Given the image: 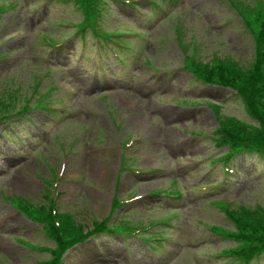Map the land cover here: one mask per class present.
Segmentation results:
<instances>
[{
	"label": "rangeland",
	"instance_id": "obj_1",
	"mask_svg": "<svg viewBox=\"0 0 264 264\" xmlns=\"http://www.w3.org/2000/svg\"><path fill=\"white\" fill-rule=\"evenodd\" d=\"M11 1L14 9L0 12V108L63 95L64 103L54 107L71 117L54 126L46 124L42 112L31 113L32 124L22 120L23 132L15 129L24 144L9 129L6 134L14 140L0 133V264H55L60 242L53 236L62 238L60 231L68 246L57 264H229L225 261L232 257L213 254L249 248L256 227L247 213L257 207L264 211V157H238L234 180L218 191L221 199L207 196L206 202L204 190L193 193L190 187L215 186L220 172L211 177L212 161L240 141L242 131L258 129L259 116L264 119L255 85L256 75L263 78L257 70L264 68V45L257 50L255 38H264V0H230L254 35L226 0H179L146 29L150 67L137 65L117 76L111 74L113 55L102 60L104 74L83 60L84 40L66 39L64 51L80 55L65 62L68 71L57 70L55 81H41L45 53L53 51L41 37L63 33L72 26L56 21L77 20L80 12L63 0ZM135 11L140 18L151 9L148 2L131 8L113 1L100 14V24L132 26ZM94 43L88 35L85 45ZM184 59L233 78L252 109L240 96L192 79L181 67ZM35 141L39 145L31 147ZM174 178L177 183L170 182ZM179 188L181 200L162 197ZM173 202L179 212L168 211ZM45 216L53 221L46 230L36 220ZM104 220L107 227L146 228V235L154 232L166 241L149 251L139 239L125 242L103 231L79 242L77 233L94 231Z\"/></svg>",
	"mask_w": 264,
	"mask_h": 264
},
{
	"label": "trees",
	"instance_id": "obj_2",
	"mask_svg": "<svg viewBox=\"0 0 264 264\" xmlns=\"http://www.w3.org/2000/svg\"><path fill=\"white\" fill-rule=\"evenodd\" d=\"M72 2L77 6L78 9H80V11L82 10L84 13V17L81 21L79 22H73L72 26L76 27L73 32L78 33V35L80 36H84L86 31L88 29L91 30V32L96 36V37H102L104 35L103 30L100 28V26H98L96 20L97 17L100 13L101 8H99L98 3L99 0H72ZM2 3H6L7 6H0V11L5 10V9H10L12 8L13 4L11 3V1L6 0V1H1L0 4ZM242 14V13H241ZM243 18L245 20L246 25L247 24V18L245 15H243ZM63 23L61 21H56L55 25H62ZM76 30V31H75ZM72 32V31H71ZM70 33V32H69ZM69 33H56V34H44L41 37V42L42 44H45L46 46H53L56 43H59L58 41L63 40L62 38L66 35H68ZM254 35V34H253ZM255 43L257 46V50H259L263 45H264V38L258 36L255 38ZM262 54L264 55V47L262 49ZM260 60V58H259ZM185 66L188 69L193 70L194 75L204 81V82H210V83H216L219 85H224V86H229L231 88H234L236 90V95L240 98H242L244 100V103L247 105L248 109H252L246 96H243V92L241 91V87L236 86V82L233 80V78L231 77H226L221 73H214V72H209V71H205L204 68L203 69H198L195 66L191 65L190 63H188L187 60H185ZM50 70H46L45 73L41 74L40 76L42 77L41 81L44 80L45 77L50 76ZM257 72H260L263 74V78H260L258 75H256V81H255V85L258 86L259 88V94L257 96V98L260 99L261 101V105H263L264 102V68L263 69H259L257 70ZM257 89V88H256ZM47 92V91H45ZM25 101H22L21 103H19V105H15V106H6V108L1 107L0 108V120L3 121H8L10 120L12 117L14 116H26V113L30 112V110L37 108V109H42L43 111L49 112V113H53V109L51 107H49V105L52 102V97L49 94L48 96H37V97H33V99H24ZM62 99H59V101H61ZM27 117V116H26ZM258 121H259V126L258 129H254L251 128V130L249 131V134L246 132H241V140L237 141V142H233L232 144H230L228 146V149L221 152L219 154L220 157H222V171H223V175L225 177V179H228V173L224 170V166H225V162H229L230 160H232L235 156L234 154L236 152L239 151V149L241 148V146H246L248 148L254 149L259 151L260 153H262V155H264V130L260 129V124H263L264 128V119L262 117H258ZM251 133V134H250ZM251 135V136H250ZM258 135V137H257ZM257 137V138H256ZM227 145V144H226ZM230 158V159H229ZM220 158H215V160H218ZM212 161L213 163L215 162ZM179 191V190H178ZM173 193H178L177 191H174ZM255 211V213H250L248 212L247 214H251L252 219L251 222L253 225H255L256 228H252L253 229V235H255V237L253 238V243L249 246V248L247 249H243L242 251H240L239 253L241 254H235V253H222L220 255H230L232 256L235 260H237L239 263L242 264H250L251 263V259L252 257H254L255 261L258 263L260 262V260L262 259V257H264V211L262 208H255L253 209ZM25 214V213H24ZM38 221H41L43 223V228L46 230L47 227H53L52 222L49 219H47V217H43L40 219H36ZM106 220L102 221L101 223H99L96 228V230H108L109 233H115L118 235H122L124 237V240H127L126 238H130L131 236H135V235H139L138 232H143V231H148V229L146 228H141V227H137V225H111V227H107L108 225L105 224ZM99 226V227H98ZM58 230H60L58 228ZM79 232V230L77 231ZM75 232V233H77ZM91 233V230L86 232L85 234L82 233H77L80 234L78 236H81V238H86V236ZM148 235H144L146 237H143L145 240H147V238H151L155 241H161L163 238L158 237L156 234H154L153 232H147ZM60 235L62 238H60L57 234H54L53 239L56 240V238H58L59 240L57 241V243L60 242V244L57 246V256H56V260H55V264H57L60 261V256L62 255V253L64 252V250L67 248L68 244H67V239L65 237V234L63 235V233H61L60 231ZM258 244L257 249L256 250H251L253 247V244L255 243V245ZM251 250V251H250ZM235 260L233 262H235Z\"/></svg>",
	"mask_w": 264,
	"mask_h": 264
}]
</instances>
